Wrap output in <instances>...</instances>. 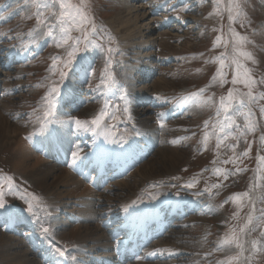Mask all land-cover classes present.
Wrapping results in <instances>:
<instances>
[{
	"label": "rangeland",
	"instance_id": "obj_1",
	"mask_svg": "<svg viewBox=\"0 0 264 264\" xmlns=\"http://www.w3.org/2000/svg\"><path fill=\"white\" fill-rule=\"evenodd\" d=\"M89 3L97 28L103 29L102 32L96 34L94 42L102 44L104 48L112 47L116 51L108 57L103 49L90 50L87 54L89 58L86 56L78 73L74 72L69 76L63 90L67 91L68 84L72 82L75 87L73 95L75 98H83V101L76 105L78 100L75 99L72 102H60L58 106L60 110L66 111V108L76 105L73 108H76L74 112L67 109L69 114L73 112L71 119L74 121L78 119L82 122H90L101 109L105 108L108 113L114 114L115 118L110 115L106 116L100 128H93L90 123H85L84 128L73 124L68 132L71 136L68 140L71 148L79 156L84 154L91 149L92 142H89V138L103 135L104 130L111 135L118 130L127 132V134L139 130L143 135L142 131L156 136L157 145L152 147L149 155L146 154L145 160L132 171L131 175L125 178L127 187L117 184L116 187L112 183L111 191L101 193V197L109 198L103 201V205L105 206L108 201L124 203L134 200L136 196L151 197L152 189L163 194L156 198L160 199L168 195V190H173L172 194L183 195L184 201L191 203L188 204L192 206L191 208L198 207V209L197 213L186 214L183 221H177L174 228L160 240V243H171L173 246L171 250L178 252L179 255L170 260L173 259L175 264H216L217 261H224L227 255L235 254L236 249L232 248L223 254V251L218 250L221 237L227 235L230 228L235 227L238 230L249 212V201L243 200L239 217L233 219V214L237 212V205L232 203L229 197L234 193L248 191L250 186L256 184V157L258 154L264 157V147L261 146L259 140L260 136L264 135V118L261 117L259 111V108L264 106V100L252 105L257 130L252 134L240 136L238 140L229 138L219 149L216 148L217 140L212 124L215 123V110L219 98L226 96L228 89L232 87L242 92L247 91L240 84L235 86L231 84L232 66L230 62L224 69L228 82L223 87L219 86L218 81H212L219 64L208 62L222 52L227 55L232 52L231 35L228 31L230 25L228 0H223L218 7L214 6L212 0H89ZM149 3L158 5L156 8L158 10L153 12V5ZM145 4L149 7L145 12L150 13L151 11L153 16L147 17V20L139 24H147L146 21L152 20L153 23L150 22L148 25L152 27L149 29L152 33L148 35L146 27H141L140 31L134 33V23H137L135 17L137 14L140 16L141 12H132L130 9L135 5L136 10L139 11V6ZM241 10L245 14L244 17L237 18L230 26L251 42L246 43L243 50L250 52L256 63L253 64L250 61H244V63L252 69V76L257 81L264 80V0H243ZM44 11L48 15L47 10ZM35 12L36 8L31 4V0H0V21L3 19L0 23V58L3 56L2 60L9 59V55H12L11 52L16 48L25 50L30 47L32 38L35 36L33 34V29L36 28ZM241 19L245 20L243 26H241ZM163 20L169 22L167 26L162 25ZM178 20L181 22L177 23ZM48 22L54 25L55 17L49 16ZM128 31H131L132 36L127 37L126 32ZM29 33L33 34L32 37ZM72 34L77 35L75 32ZM109 36L114 38L115 43L109 44L107 39ZM150 36L153 37V45L147 48L146 46L151 43ZM217 36L222 38L218 45L215 43ZM224 39L228 40L227 48L223 43ZM33 53L34 55L25 63L13 64L6 70L0 68V73H2L0 80L8 84V96H10L9 98L0 97V182L4 183L6 205L5 209H0V264H20L16 261L18 259L24 264L29 261V255L34 258L36 264H42V260L32 253L27 240L12 234L11 229H4L6 222L10 219L5 215L8 211L14 219L15 217L18 219L16 222L22 219L29 224L38 236L44 233L42 228H48L49 232L44 234L55 236L56 241L58 243L62 241L63 246L70 245L72 242L70 239H76L77 242H72V245L85 247L86 251L93 244H113L108 242V235L105 237L103 235V229L100 227L102 221L100 212L92 211L91 208L84 212H87L88 218L93 216L95 221L100 222L93 225L95 229L90 230L89 228L90 232L85 234L83 233L85 227L79 226L81 225L79 222L77 226L82 232L81 236L70 235L72 231L69 233L66 231L68 237L59 235L61 233L58 224L59 217L64 218V216L60 213L55 215L50 209L51 205L48 204L63 203L69 199V194L77 196L81 192H88L87 186L81 184L79 180H75V183L80 185V188H72L73 175L65 168L66 164L63 165V170L56 169L60 180L57 179L58 189H54L53 192L50 186L55 170L47 172L50 166L47 163L49 161L41 160L37 164L31 162L27 166L49 177L45 180L47 188L35 185L33 180L28 179V181L23 175L20 176L18 170H15V167L23 165L20 161L22 153L28 151L34 157H38L29 151L32 148L29 149L25 145L22 137L26 135L24 130L31 126L37 127L35 130L38 131V135L44 131L41 124L45 125L44 128L49 126V122L43 123L37 117L43 114L42 98L49 87L48 78L51 74L48 68L52 63L51 58L63 57L65 49L57 48L52 40L44 38ZM29 55H31L30 52ZM150 56L151 58H148ZM106 57L111 60L109 72L114 77V84L104 77ZM138 59L141 60L136 61ZM85 69H87V74ZM148 69L153 74L149 71L144 72ZM148 73L150 77H147ZM57 78V76H51L52 80ZM135 80L142 81L143 84L146 83L145 86L151 87L148 96L151 93L154 95L142 101L136 99L135 92L131 88ZM210 83L211 87H209ZM121 88L127 93L130 101L127 114L123 112L125 101L119 99L123 94L119 90ZM202 88L206 91L199 101L184 99L190 93L198 92ZM254 92H264V84L258 83ZM157 97L159 99H156ZM209 97L212 98L213 103L205 104L204 101ZM141 109L144 112H140ZM63 113L70 118V115ZM166 115H168L167 118H165ZM60 117L62 113L57 112L53 122L56 126L55 131L64 124V118ZM146 117L150 121L148 124L142 122ZM50 120L53 121L51 118ZM236 120L243 129L244 118L237 116ZM205 121L209 123L207 129L204 128ZM159 126L161 129H158ZM85 128L88 130H84ZM46 130L50 132L53 129L48 127ZM205 131L211 134L206 145L203 142ZM233 132L235 133V129ZM65 133L67 135V132ZM235 134L239 135V133ZM4 135H11L10 139L6 138L4 141L2 139L6 137ZM30 135L31 133L28 136ZM48 139L42 145L45 153L50 152L51 142ZM249 142L252 147L248 157L237 159L235 164L223 163L248 149ZM229 145H237V147L230 150ZM52 146L54 149L55 145ZM141 146L146 148L147 144L142 142ZM57 150L60 159V155L65 151L64 141ZM74 160L76 159L73 158L71 162ZM50 167L55 169L53 166ZM216 168L225 170L231 175L228 179H224L223 175L217 176L213 173V169ZM259 175L261 177L260 187L254 188V196L264 193V172ZM6 177H11L18 189L14 194L8 191L7 183L4 181ZM188 184L193 186L187 187ZM213 184H219L220 187L213 188L210 192L205 191ZM46 192L48 194H45ZM29 193L38 197L32 202V213L26 211L27 203L23 198ZM66 194L68 197H64ZM183 203L179 202L182 205ZM200 204L205 207L211 206V212H200ZM221 204L223 207H220ZM89 205L88 203L87 206ZM255 207L257 211L254 216L258 217L260 216L259 210L264 209V203L257 201ZM98 210L101 211L102 207ZM64 221L67 220L64 218ZM9 222L13 223L11 220ZM250 228H255V230L248 233L250 246L246 251L250 259H247L246 264H264V237L261 236L264 232V222L255 221ZM89 237L94 242H88ZM98 238L101 240L97 243ZM253 240L258 241L256 251H253L251 247ZM20 246L25 249L22 248L23 252H21L24 254L19 253ZM170 260L165 261L170 263ZM88 261L85 260L84 263L90 264ZM136 264L142 263L136 262Z\"/></svg>",
	"mask_w": 264,
	"mask_h": 264
},
{
	"label": "snow or ice",
	"instance_id": "obj_2",
	"mask_svg": "<svg viewBox=\"0 0 264 264\" xmlns=\"http://www.w3.org/2000/svg\"><path fill=\"white\" fill-rule=\"evenodd\" d=\"M214 6H219L223 0H212ZM243 0H228V20L231 23H234L237 18H243L244 13L241 10V4ZM31 4L36 8V12L34 13V18L36 20V28L33 29V32L37 34L40 39L48 38L52 40L57 48H64L65 55L63 57L56 56L52 57V63L49 65L48 71L51 74L49 79V87L46 95L42 98L43 106H42V116H38L37 119L41 120L43 123L49 122L50 118L55 116V110L59 99L63 95V90L66 81L69 76L73 74L78 67H81V61L86 58L87 54L92 49H103L107 56H112L116 50L112 47L104 48L102 44L95 43L96 34L98 32H102L103 29H98L97 25L94 21V18L91 14L90 3L89 0H31ZM47 10L48 15L45 14ZM215 14V13H213ZM49 16L55 17V24H49ZM245 20L241 19V26H243ZM250 23V21H247ZM229 25V33L231 35L232 42V52L230 55L222 52L219 56L214 57L210 63H218L219 67L216 70V73L212 77V81L219 82V86L223 87L225 83H227V73L224 69L228 66V62H230L232 66V78L231 84L233 86L240 84L245 89L246 92L239 91L235 87L229 88L226 96H221L219 98L218 103L216 104L215 110V123L212 124V128L214 133L216 134V148L219 149L225 140L229 138L239 139L240 136H246L248 134H252L257 130V125L255 121V114L252 112V105L258 103L260 100H264V92L255 93L254 89L257 84H264V80L257 81L252 76V69L248 68L244 61H250L253 64L256 63L252 54L243 50V46L246 43H251L248 41L246 36H241L237 33L231 26ZM75 32L77 35H73ZM29 36L32 37V33H29ZM35 37L32 38V42H35ZM109 44L115 43L114 38L108 37ZM221 36L216 37L215 43L218 45L221 42ZM223 43L225 47L228 46V40L224 39ZM111 68V60L107 57L105 58V73L104 77L107 80L111 81L113 84L115 83L114 77L109 72ZM87 74V69L84 70ZM51 76H57L56 80H52ZM102 77V78H104ZM212 84L210 83L209 87ZM123 92V89H119ZM206 89H200L198 92L190 93L188 97L184 98L186 101H199L200 97L203 96V93ZM120 100L125 101V106L123 107V112L125 114L129 113L128 104L130 103L127 93L123 92L119 97ZM156 99H159L157 97ZM205 104L213 103L212 98L209 97ZM199 106V105H197ZM261 117L264 118V106L259 108ZM112 116L115 118L114 114H110L105 109H101L99 113L90 121V122H82L80 120H75V124L84 128L85 123H90L93 128H100L102 122L104 121L106 116ZM242 116L245 120V124L243 129L237 123L236 117ZM129 119L131 116L129 115ZM163 127V124H161ZM209 127L208 121L204 122V128L207 129ZM235 129V133H239L236 135L233 132ZM84 130H88L85 128ZM210 133L205 131L203 136V142L206 145L209 140ZM187 139V137H186ZM260 144L264 147V135H261ZM230 150H234L237 145H229ZM252 144L249 142L248 149H246L243 153H240L238 156H234V158H230L227 161H223V163H236L237 159L241 157H248L249 152L251 150ZM74 159H79V154L77 152H73ZM257 159V176H256V184L249 187L248 191L243 193H234L229 199L232 203L237 205V212L233 214V219H237L239 217V210L243 207L241 201L248 200L251 204V208L244 220V223L239 226L237 230L235 227L229 229V233L223 237H221L218 250L224 251L225 249L231 250L232 248L236 249L235 254L227 255L225 260L221 262V264H244L245 259H250V257L245 258L244 253L245 249V235L254 231L255 228H250V225H253L255 221L264 222V209H260V216H254V213L257 211L255 204L257 201L264 203V193L259 196H254V188L260 187L261 177L259 173L264 172V157L259 154L256 157ZM215 163V161H213ZM239 171V170H237ZM213 173L217 176L223 175L224 179H228L231 173L216 168L213 169ZM4 181L7 183L8 191L13 194L18 191L15 185L12 182L11 177L4 178ZM187 187H192V184L186 185ZM219 184H213L210 188L205 189V191H211L213 188H219ZM5 191H4V183L0 182V209H5V201H4ZM30 197V199L28 198ZM27 203L26 211L32 213L33 211V201H36L38 197L27 194V197H23ZM227 202V201H225ZM223 207V204L220 205ZM44 233H48V228H42ZM261 236L264 237V232L261 233ZM258 241H251V247L253 251L257 249ZM57 252L60 256L64 255V252L57 249ZM73 259H75L73 257Z\"/></svg>",
	"mask_w": 264,
	"mask_h": 264
},
{
	"label": "bare ground",
	"instance_id": "obj_3",
	"mask_svg": "<svg viewBox=\"0 0 264 264\" xmlns=\"http://www.w3.org/2000/svg\"><path fill=\"white\" fill-rule=\"evenodd\" d=\"M147 5L148 4L142 5V6H145V7L139 6V11L136 10L135 5H133L132 7H130V9H132L131 10L132 12H138V13L141 12L140 16H138V14L135 13V14H137V16L135 18H136V21H137L138 24L137 23L136 24L134 23V25H135L134 26V29H133L134 33L136 31H138V30L140 31V28L141 27H146V34L147 35L152 33V31L149 32V29H150L151 26L150 27L148 26L149 23L152 21L151 19H150V21H146V22H148L147 24L146 23H143L141 25L139 24L140 22L147 20L146 19L147 17L153 16L152 13L154 11L158 10V9H156V8H158V5L150 4V5H153L152 10H153V8H154V10H153V12L150 11V13H146L145 10L149 8V7H147ZM2 21H3V19H1L0 23ZM161 22H163L162 23L163 26H167L168 23H169L168 21H165V20H163ZM176 22L177 23H180L181 21L178 20ZM151 23H153V22H151ZM156 28H158V27H156ZM33 34L35 35L34 37L36 39H35V42L34 43L31 41L30 47L25 48V50L24 49L16 48L12 52L10 51L11 54H12V55H10V57L14 59V63H18V64L21 63V62L24 63V62L28 61L31 56L34 55L33 50H36L38 48V45L41 43L42 39H40L35 32H33ZM126 35H127V37L128 36H132L131 31L126 32ZM174 36L176 37V35H174ZM152 40H153V37L150 36L149 37V41L151 43H149L146 46L147 48H149V47H151L153 45L152 44V42H153ZM29 52H30L31 55H29ZM144 57H146V56H144ZM1 58H0V68L3 69V70H6V69L10 68V66L12 65V63L9 61V59L8 58H5L4 60H2ZM148 58H151V56L148 57ZM130 59H132V58H130ZM139 60H141V59H138L136 61H139ZM133 61H135V60H133ZM148 71H149V69L148 70H145L144 72L146 73ZM75 72L78 73L79 70L76 69ZM82 73H83V70H82ZM145 73H143V75ZM149 73L150 74H153L152 71H149ZM149 73H148L147 77H150V74ZM0 76H2V73H0ZM145 84L146 83L143 84L142 81H139V80H135L134 83L131 84V88L135 92L134 93L135 94V98L138 99V100H140V101L146 100V98H149V97H151V96L154 95V93H151V94H149L150 96H148V92L151 90L150 89L151 87H147V86H145ZM73 89H75V87H74L73 83L71 82V83L68 84L67 91L63 92V96L60 98V100H67V99H70V97H72L70 99V102H72V100H75L76 99V100H78V102H77L76 105H79L80 101H83V98H81V97H76L75 98V96L73 95V93H74ZM8 95H9L8 84L6 83V81H1L0 80V97L6 96V97L9 98L10 96H8ZM67 109L68 110H71V108H67ZM67 109H66V111L65 110H59V112L60 111H63V112L66 113V115H70V118L66 117L64 115V113L61 112L62 113V117H60V118H64L63 119L64 124L62 126H60L59 129H57V131H56V133L54 135L52 134V132H54V130L51 129L52 131H50V132L47 131V130H45V133H46V136L47 137H49V133H51L50 134V139H51L50 142H51V144H49V150H50V152H46L45 153L43 151L41 154L38 153V152L36 153V151L40 147H42V144L39 141H36L38 139H37V135L35 134V127L31 126V127L27 128L26 130H24V134H26V135L23 134L24 135L22 137L23 142L25 143V145L29 149L32 148L29 151L32 152L33 154H36L40 159L38 157H34L31 153H29L27 151V152L22 153V156L20 157V161L23 163V165L20 164L18 167H15V170H18L19 171L20 176L23 175V177L24 178H27V180L28 179L31 180V181L33 180L35 182V185L37 184L40 187H45L47 185V184H45V180L47 178H49V177L46 176V175H43V174H41V173H39L37 171H34L33 169L28 168L27 166L31 162L37 164V163L41 162V160H43V161H45V160L49 161V162H47V161H45V162H47L50 166H53L55 168V169H53L52 167L49 166L48 169H47V172L48 173H50L51 170H53V171L55 170V175L53 176V178H51L52 182H51V186L50 187H51V189L53 188L52 189V192H53L54 189H58V184L59 183L57 182V179H59V176H58L57 170L58 171L63 170V168H64L63 165L67 161L73 159V156H69V155L73 154V152H72L73 148H71V144H70V142H68V140L71 139V136L69 135L68 132H70L71 127H72L71 114L75 110L71 114H69V112H68ZM140 112H144L143 109H141ZM167 117H168V115L165 116V118H167ZM142 122L148 124L150 121L146 117ZM1 127H2V125H1ZM65 132H67V135H66ZM142 132L144 133L143 140H146L149 143V146L147 148H145V150H144V152L148 153V152H150L152 150V147L153 146H156L157 145L158 139H157L156 136L148 135L144 131H142ZM30 133H31V135L28 136ZM4 136H6V135H4ZM10 136L11 135H7L5 138H2V139L5 141L6 138L7 139L8 138L10 139ZM62 141H64L65 151H64V154L62 155V159L58 161V159H57L58 158V155H56V153L58 151L57 148L62 143ZM134 143H135V146H137V144H136V138L134 140ZM52 145H55V148L54 149H53V146ZM106 147H107V144L106 143L102 144L100 146V152H103V150ZM124 152L125 151H122V152L117 151L114 155L115 156L122 155ZM128 152L129 153L126 156V160L127 161H129L133 150L132 149H129ZM43 155L45 156L46 159H44V156ZM20 161H19V163H20ZM174 165H176V164H174ZM114 174L117 175L118 174V171L116 170V172ZM112 177H113L112 175L109 176V179H112ZM75 180H79L81 184H84L85 186H87L83 181H81L80 179H78L75 176H73L72 177V181L73 182H72V185H71L72 188H78V189L80 188V185H77L75 183ZM125 181H126V179H124V180H122L120 182H116V184L118 186L122 185L123 187L126 188L127 187V184H126ZM117 185H116V187H117ZM40 187H36V188H38V190H42L43 191V189H41ZM103 187H104V185H100V187L98 189H102L103 191H101L100 193H96V192H94L95 190L93 191L92 188H89L87 186L88 192H81L77 196L69 194V199H66V201L63 202V203L62 202H57V203H50V204H48V205H51L50 209H51V211L55 215H57L58 213H60V215H63L64 218L67 220V221H64V218L63 217H59L58 224L60 225V231H61V233L59 235L61 237L62 236L68 237L66 231L68 233L70 231H72L70 233V235L73 234L75 236H81L82 235V232H80V230H78V226H77V225H79V222L81 223V225H79V226L85 227V229H84L85 231L83 232L85 234H87L88 232H90L91 229H95L93 225H96V224H98L100 222L95 221L94 218H93V216L91 218H88L87 212H84V211L85 210H88L89 208H91L92 211L93 210H96V211H99L100 212V218L102 220L101 223L104 221V224L107 223V222L109 224H111L113 221L120 220L121 223H119L116 227H114L112 229V231H111L112 234H113V231L115 229L121 230L126 225L125 223L130 222V219L129 218H124V216H125V214H129L130 209L131 208H135L136 207V204L135 205H132L131 203H134V202H132V200L125 201L124 203H116L117 201L116 202H114V201H108L106 203V205L104 206L103 205V201L104 200H109V198H107V197H105V198L104 197H101V193H106L107 191H111V186H109L107 188H104V189H103ZM45 188H47V187H45ZM168 191H169V192H167L168 195H164L163 196V197H167V198L164 201H162V203H160V204L157 203L158 208H160V207L163 208V207H165L166 205L169 204L167 202L170 200V198L172 196L171 194L174 191L173 190H168ZM54 192H56V190ZM65 192H67V191H65ZM45 194H48V193L46 192ZM162 195L163 194H160L158 190H153L152 189V191L150 192V196L151 197H147V198L146 197H142V196L136 197V199H137L136 203H141V202L146 201V200L151 201L152 199H156L157 197H160ZM64 197H68V195L66 194ZM76 197H78V199H75ZM181 200L184 201V199H180L179 197H177L176 199H174L172 201V203L174 201H177V204H176V206H173L172 207L171 212L175 211V208H176V211H178L177 209L179 207H181V206L184 205L185 202L183 203V205L182 204H179V202L180 203L183 202ZM86 203L87 204L89 203L90 205L87 206ZM97 206L102 207V210L101 211L98 210V208L100 209V207H97ZM210 208H211V206L205 207L203 204H200V212H205V213L211 212L210 211ZM250 208H251V204L249 203V210H250ZM5 215L10 218L8 221H10V220L13 221L14 220V217H12V215L9 214V211L8 212H5ZM105 215H106V218L103 219ZM178 216H180V215H178ZM246 216H245V218H246ZM245 218H244V220H245ZM4 219H6V218H4ZM12 224L13 223H10L9 228L12 227ZM89 228H90V230H89ZM19 232H21V230ZM102 232H103V235L105 237L107 235L106 234V231L105 230H102ZM26 234H28V233H25V235ZM126 235H124L122 239H119L117 242H115L113 244H110V245H106V244H102L101 245L100 243H98V241L101 240V239L98 238L96 240V242L98 244L90 245L87 248V251H86L85 247L82 248L81 246L72 245L73 243H76L77 241H76V239H70V241H72L73 243L71 242L70 245L65 244L64 245V249H62L61 251H63V252L69 251L68 252L69 258H72V257L75 258V259L72 260L71 264H86V263H84L85 260H89L88 263H90V264H93V262H95L94 264H98L99 261L107 262V261H111L113 259L112 252H113L114 249H116L115 248V245L117 243L124 242ZM95 236H96V234H95ZM248 236H249V234H246L245 237H244V239L246 241V243H245V249L249 248V246H250L248 244V238H249ZM108 237H109V241L108 242H111V237L110 236H108ZM49 241L52 242V239L49 238ZM66 241H69V240H66ZM88 242H94V241H92L91 240V237H89ZM156 246L160 247L161 250H162V252H164V253H166V251H167V252L171 253L174 256H178L179 255L178 252H175V251L171 250V249H173V246H172L171 243L168 244V243H164V242L163 243H160L159 242V243H156L155 245H153L152 246V249L156 248ZM22 248L23 247H21V246L18 248L20 254H24V253H21V252H23L22 251ZM226 251L227 250L225 249L223 251V254ZM169 253H167L166 255H169ZM247 255H248L247 254V251H245L244 257L247 258ZM16 261H18L20 264H23L20 261V259H18ZM246 261H247V259H245L244 264H246ZM169 262L170 263L166 262L164 264H175L174 260H171ZM24 264H36V261L34 260V258L32 256L29 255V261L25 262ZM132 264H136V263H132Z\"/></svg>",
	"mask_w": 264,
	"mask_h": 264
}]
</instances>
